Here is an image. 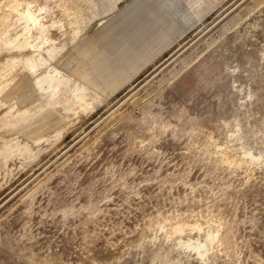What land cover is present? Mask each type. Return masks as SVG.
Instances as JSON below:
<instances>
[{"label": "rangeland", "instance_id": "374dc122", "mask_svg": "<svg viewBox=\"0 0 264 264\" xmlns=\"http://www.w3.org/2000/svg\"><path fill=\"white\" fill-rule=\"evenodd\" d=\"M0 264H264V0H0Z\"/></svg>", "mask_w": 264, "mask_h": 264}]
</instances>
